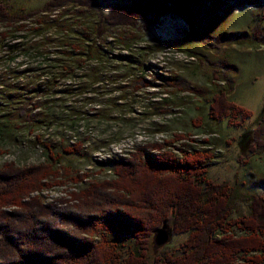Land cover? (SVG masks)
Listing matches in <instances>:
<instances>
[{
	"label": "rangeland",
	"instance_id": "374dc122",
	"mask_svg": "<svg viewBox=\"0 0 264 264\" xmlns=\"http://www.w3.org/2000/svg\"><path fill=\"white\" fill-rule=\"evenodd\" d=\"M47 1L11 0L10 10L26 13ZM192 10L198 37L173 11L144 35L120 28L105 40H87L96 20L72 6L49 15L44 26L26 22L15 41L0 37V168L44 163L36 136L55 151L87 138L79 154L61 161L82 183L40 193L46 204L64 205L89 182L113 179L112 162L148 144L206 150L208 178L231 188L233 218L248 213L244 197L264 196V152L246 156L264 109V0H195ZM6 30L1 26L0 36ZM220 31L243 38L221 41ZM173 79L180 85L171 87ZM225 87L228 100L252 113L242 127L208 117L212 94ZM24 106L29 122L13 119ZM186 237L173 235L159 248L151 241L150 255H180Z\"/></svg>",
	"mask_w": 264,
	"mask_h": 264
},
{
	"label": "trees",
	"instance_id": "16d2710c",
	"mask_svg": "<svg viewBox=\"0 0 264 264\" xmlns=\"http://www.w3.org/2000/svg\"><path fill=\"white\" fill-rule=\"evenodd\" d=\"M10 1L0 0V27L7 28L1 40L8 36L17 40L30 20L37 26L46 25L49 15L66 6L77 8L81 17L96 20L87 40H105L114 30L121 32L120 28L125 29L123 35H144L161 16L173 11L188 24L192 36L198 37L193 25L195 0H180L182 5L177 8L175 0H48L41 8L21 14L11 12ZM219 35L221 41L243 38L223 31ZM170 82L171 87L180 85L176 79ZM137 83L145 85L142 78ZM228 93L225 87L212 94L208 117L214 122L226 118L229 125L242 127L252 113L228 100ZM28 112L21 107L13 119L29 122ZM256 125L260 130L253 133L247 157L264 152V109ZM35 140L44 151V163L18 167L11 162L0 168V264L264 262V196L244 197L249 212L233 218L231 188L207 176L212 158L209 151L165 150L166 143L148 144L129 159L112 162L113 179L89 182L87 188L70 193L64 205H55L46 204L40 193L71 182L82 183V175L61 161L66 155L79 154L87 138L61 151L39 136ZM3 154L0 149V156ZM164 223L172 227V235L187 237L180 255L156 254L152 258V233Z\"/></svg>",
	"mask_w": 264,
	"mask_h": 264
},
{
	"label": "water",
	"instance_id": "95a60500",
	"mask_svg": "<svg viewBox=\"0 0 264 264\" xmlns=\"http://www.w3.org/2000/svg\"><path fill=\"white\" fill-rule=\"evenodd\" d=\"M152 234V244L155 248H159L163 247L171 240L173 236V230L171 226H169L167 223H164Z\"/></svg>",
	"mask_w": 264,
	"mask_h": 264
}]
</instances>
